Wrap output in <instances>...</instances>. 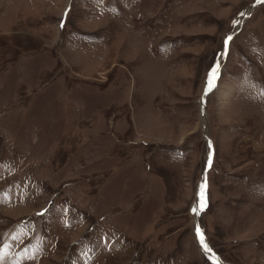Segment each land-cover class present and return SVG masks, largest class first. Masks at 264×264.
Wrapping results in <instances>:
<instances>
[{"label": "rangeland", "instance_id": "rangeland-1", "mask_svg": "<svg viewBox=\"0 0 264 264\" xmlns=\"http://www.w3.org/2000/svg\"><path fill=\"white\" fill-rule=\"evenodd\" d=\"M0 264H264V0H0Z\"/></svg>", "mask_w": 264, "mask_h": 264}, {"label": "snow or ice", "instance_id": "snow-or-ice-1", "mask_svg": "<svg viewBox=\"0 0 264 264\" xmlns=\"http://www.w3.org/2000/svg\"><path fill=\"white\" fill-rule=\"evenodd\" d=\"M210 83H211V81H210ZM193 211H196V209L194 208Z\"/></svg>", "mask_w": 264, "mask_h": 264}]
</instances>
